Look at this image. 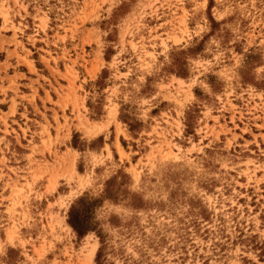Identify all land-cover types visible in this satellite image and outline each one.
<instances>
[{
    "label": "rangeland",
    "instance_id": "rangeland-1",
    "mask_svg": "<svg viewBox=\"0 0 264 264\" xmlns=\"http://www.w3.org/2000/svg\"><path fill=\"white\" fill-rule=\"evenodd\" d=\"M219 2L228 49L186 89L191 68L139 74L188 43L195 0H116L115 17L113 0H0V264H264V0ZM143 82L164 94L124 105L82 160L102 86Z\"/></svg>",
    "mask_w": 264,
    "mask_h": 264
},
{
    "label": "snow or ice",
    "instance_id": "snow-or-ice-1",
    "mask_svg": "<svg viewBox=\"0 0 264 264\" xmlns=\"http://www.w3.org/2000/svg\"><path fill=\"white\" fill-rule=\"evenodd\" d=\"M122 5L117 4L116 0H113L114 17L116 13H119ZM227 9L223 4L217 0L216 10L212 9V0H195V11L193 12V19L191 21V31L187 34V44H181L179 51L172 50L171 52L165 50L160 56V61L157 64L151 66L150 73L141 72L139 75L143 79L146 75L154 77V83L167 82V76L164 72L160 71V62L168 65L165 72L170 73L173 77L177 75H186L189 68L193 69L192 76L194 77L191 84H186L187 88H192L200 84L197 73L201 75L204 72H212L213 63H219L223 53L228 49V41L232 38L229 35V29L226 25L225 17L228 15ZM215 21V22H214ZM114 23L117 21L114 20ZM219 29H222L220 31ZM215 31V36H212ZM186 49V50H185ZM103 50V43H101V51ZM106 68L107 65H104ZM242 65H237L236 68L239 71ZM262 76H264V68L261 70ZM143 90L139 93L132 95H124V89H120L117 92L115 89L102 86V92L98 93L97 104L101 117L95 121L93 125H89L86 128L82 126V136L85 138V142L81 145L80 158L82 160L98 159L102 154L99 149L94 153L92 151V145L88 144V139L98 135L100 132L106 130L115 123H118V114L122 110V107L131 103L134 106V110L143 111L148 105L149 100L155 102L164 93L162 91H156L153 94L152 91H147V82H143L139 85ZM169 87H171L169 85ZM146 93V95H145ZM187 102L196 103V98L191 93L187 97ZM75 131V129H73ZM98 173H103V169H98ZM99 178L90 184L86 194H90L93 197L100 196L103 199V192L98 187ZM114 211L124 213V208L112 209ZM73 211L77 214L80 221L83 224H87L90 220L96 218L94 213L90 212V206L87 204H81L79 207L73 206ZM92 239V237H90ZM4 251L0 248V254ZM3 264H9L8 261H4ZM247 264H252L249 260Z\"/></svg>",
    "mask_w": 264,
    "mask_h": 264
},
{
    "label": "trees",
    "instance_id": "trees-1",
    "mask_svg": "<svg viewBox=\"0 0 264 264\" xmlns=\"http://www.w3.org/2000/svg\"><path fill=\"white\" fill-rule=\"evenodd\" d=\"M83 202V198H80L77 203H82ZM68 223L69 225L72 227V229L76 232V234L78 236H83L85 235L87 232L92 231L93 228L91 227V225H89L88 223L85 225L83 224L79 217L77 216V214L73 211V208L70 210L69 213V219H68ZM99 255V252H98Z\"/></svg>",
    "mask_w": 264,
    "mask_h": 264
},
{
    "label": "bare ground",
    "instance_id": "bare-ground-1",
    "mask_svg": "<svg viewBox=\"0 0 264 264\" xmlns=\"http://www.w3.org/2000/svg\"><path fill=\"white\" fill-rule=\"evenodd\" d=\"M93 254H94V252H93ZM92 255V254H91Z\"/></svg>",
    "mask_w": 264,
    "mask_h": 264
}]
</instances>
